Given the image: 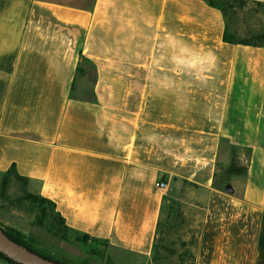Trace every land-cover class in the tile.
Returning <instances> with one entry per match:
<instances>
[{"label":"crops","instance_id":"1","mask_svg":"<svg viewBox=\"0 0 264 264\" xmlns=\"http://www.w3.org/2000/svg\"><path fill=\"white\" fill-rule=\"evenodd\" d=\"M227 25L207 0H0V193L15 168L103 263L155 264L179 213L194 264H264V44Z\"/></svg>","mask_w":264,"mask_h":264},{"label":"rangeland","instance_id":"2","mask_svg":"<svg viewBox=\"0 0 264 264\" xmlns=\"http://www.w3.org/2000/svg\"><path fill=\"white\" fill-rule=\"evenodd\" d=\"M77 6H89L93 0H58ZM226 7L228 32L238 40L264 43V4L250 0H221ZM86 64V63H85ZM86 88H91L94 71L88 67ZM40 194L27 190V183L16 176H10L5 194L1 196L3 204L10 212L9 218L18 227L28 231L33 244L41 251L64 260L69 264H107L103 263L107 244L94 240H77L75 231L68 232L69 239H63L50 233L44 226L35 225L40 216V208L25 193ZM47 205V204H46ZM162 230L155 250V264H194L191 251L189 229L183 215L170 220ZM24 232V231H23Z\"/></svg>","mask_w":264,"mask_h":264},{"label":"trees","instance_id":"3","mask_svg":"<svg viewBox=\"0 0 264 264\" xmlns=\"http://www.w3.org/2000/svg\"><path fill=\"white\" fill-rule=\"evenodd\" d=\"M211 5L216 6L221 8L224 12L225 15L226 14V7L223 1L221 0H207ZM261 3V2H259ZM263 4V3H261ZM228 21V19H227ZM225 40L228 42H239V43H244V44H264V43H255V42H251L249 40H238L236 39L234 36L230 35L228 32V25H227V31L225 32V36H224ZM246 169L240 165H238L237 162H233L232 166L230 168H228L229 172H238V173H242L244 172ZM16 176L17 178H21L23 179L26 183H27V179L23 178L22 176L19 175V173L17 172V170L15 168H11L5 175L4 180H3V187H2V191H1V196H3V194L6 193L7 188H8V184L10 181V176ZM26 198L33 200L35 203H37L39 205L40 208V216L38 218V220L35 222V225L41 226V227H45L48 229V231L50 233H52L53 235L63 238V239H69L68 236V232L70 231H75L77 233L76 239L77 240H84V241H88L89 239H92L93 237L89 236L86 233L77 231L75 229H72L71 227L66 225L65 219L61 216V214L59 212L56 211V207H55V203L48 199L45 198L43 196H36L30 192H26L25 193ZM47 204V205H46ZM0 228L3 229V231L13 240H15L18 243H21L25 246H27L29 249L38 252L39 254L51 258L53 260H56L58 262H61L63 264H69L68 262L64 261V260H60L55 258L54 256L45 253L43 251H41L40 249H38L34 244H33V238L30 237L28 234L24 233L22 230L9 226V225H4L0 223ZM94 240H96L94 238ZM0 257L6 259L7 261L13 263V264H20L15 262L14 260H12L11 258L7 257L6 255H4L3 253L0 252ZM104 257V255H103Z\"/></svg>","mask_w":264,"mask_h":264},{"label":"water","instance_id":"4","mask_svg":"<svg viewBox=\"0 0 264 264\" xmlns=\"http://www.w3.org/2000/svg\"><path fill=\"white\" fill-rule=\"evenodd\" d=\"M226 189L233 191V187L228 184ZM0 252L20 264H63L51 258L45 257L38 252L29 249L27 246L11 239L0 228Z\"/></svg>","mask_w":264,"mask_h":264},{"label":"built area","instance_id":"5","mask_svg":"<svg viewBox=\"0 0 264 264\" xmlns=\"http://www.w3.org/2000/svg\"><path fill=\"white\" fill-rule=\"evenodd\" d=\"M156 185L163 190H168L169 187V184L164 180L158 181Z\"/></svg>","mask_w":264,"mask_h":264}]
</instances>
